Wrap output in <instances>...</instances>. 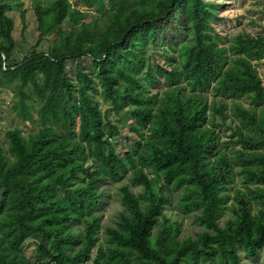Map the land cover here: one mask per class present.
I'll return each instance as SVG.
<instances>
[{
  "label": "trees",
  "instance_id": "1",
  "mask_svg": "<svg viewBox=\"0 0 264 264\" xmlns=\"http://www.w3.org/2000/svg\"><path fill=\"white\" fill-rule=\"evenodd\" d=\"M78 1L99 21L87 22L90 11L69 0H33L39 39L17 60L13 4L0 0V92L11 88L12 110L39 124L27 137L7 131V151L0 147V264H244L240 248L256 258L264 249V109L234 102L238 125L226 142L214 124L227 117V100L264 106L255 66L264 36L240 33L226 45L215 32V0ZM151 47L163 50V64ZM161 78L168 87L150 92ZM91 92L111 106L102 111ZM210 93L220 101L209 104ZM118 117L135 136L123 156L112 141ZM128 167L143 191L120 188L123 211L101 237L102 185L122 181ZM238 177L243 189L233 193ZM159 178L182 188L181 205L204 229L196 238L180 239L179 223L164 214Z\"/></svg>",
  "mask_w": 264,
  "mask_h": 264
},
{
  "label": "rangeland",
  "instance_id": "2",
  "mask_svg": "<svg viewBox=\"0 0 264 264\" xmlns=\"http://www.w3.org/2000/svg\"><path fill=\"white\" fill-rule=\"evenodd\" d=\"M74 7L82 11H90L91 18L87 22H93L95 19H100V14L95 8L84 7L78 0H69ZM218 7V17L220 20L216 23L215 32L222 36H226V45H228V40L232 39L240 33H249L253 36L263 35L264 36V0H215ZM13 4V11L9 13V16L13 18L15 22L14 37L17 42V50L15 51V58L17 60L22 59L28 52L33 49L35 44L39 39V33L37 31L36 16L33 9V0H11ZM24 4L23 7L19 6ZM22 11L26 12V23L23 24L21 19ZM103 21H100L101 25ZM50 40L42 43L40 49L48 50ZM163 50L160 47H151L149 55L153 56V61H157L160 64L164 63V58L162 55ZM92 64L86 62L85 67L91 71ZM260 77L263 81L264 86V59L258 63H255ZM76 63L70 62L68 70L71 75H75L74 70ZM145 73V72H144ZM168 87V83L164 78L155 85L148 86L150 92L163 91ZM92 96L101 101L102 111L108 109L111 104L102 100L101 96L96 95L95 92H91ZM209 94V104L213 101L219 102L220 99H214ZM14 93L11 88L3 89L0 92V147L7 151L8 141L6 139V132L14 128H19L23 135L27 137L29 134L34 133L39 128V124L36 121H22L20 117L12 110L14 105ZM242 105L246 109L256 110L257 113H261L264 106H256L251 99L248 97H243L239 100H227L228 105L226 110L227 117L225 119L221 118L219 115H215L214 127L219 133L222 142L229 141L230 137L234 133L235 127L238 125V119L234 117L233 105ZM213 111H209V118L211 119ZM36 119V112H33ZM121 117L113 118L112 122L120 128V134L113 138V145L116 152L120 155L128 150H131L134 144V134L129 131V129L121 124ZM133 167H128L125 177L120 182L108 181L102 185L105 191V196L103 199L101 207L102 215V227L100 230L101 237L104 236V231L107 226L114 225L118 214L123 211V205L121 202L120 188L124 185H129L135 194H139L143 191L141 186H133L131 183V178L133 175ZM146 172L148 170L145 169ZM153 177V175H150ZM155 189H161L163 194L169 198V202L164 208V214L171 219L172 222H177L180 225V239L186 238H196L199 233L204 231L203 227L199 225L196 221V211H189L183 205H181V199L183 197L182 188H176L173 185L165 186L162 179H157L154 184ZM243 189L242 177H238L237 181L233 187L232 192L235 189ZM232 193V194H233ZM231 205V201L227 206ZM232 217L230 210L225 212L224 218L221 220V225L223 226L225 221ZM242 262L244 264H264V249L260 251L256 258L249 257L246 255L245 251L239 249Z\"/></svg>",
  "mask_w": 264,
  "mask_h": 264
}]
</instances>
